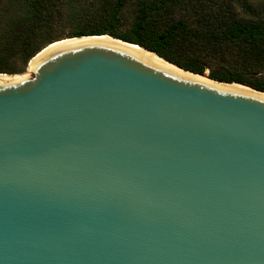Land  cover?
<instances>
[{
    "label": "water",
    "instance_id": "1",
    "mask_svg": "<svg viewBox=\"0 0 264 264\" xmlns=\"http://www.w3.org/2000/svg\"><path fill=\"white\" fill-rule=\"evenodd\" d=\"M82 37L0 76V264H264V91Z\"/></svg>",
    "mask_w": 264,
    "mask_h": 264
},
{
    "label": "trees",
    "instance_id": "2",
    "mask_svg": "<svg viewBox=\"0 0 264 264\" xmlns=\"http://www.w3.org/2000/svg\"><path fill=\"white\" fill-rule=\"evenodd\" d=\"M28 1L31 25L21 28L24 34L17 49L25 64L43 49L32 51L31 38L43 22L60 17L64 2ZM126 1L116 0L98 21L88 19L70 38L109 35L140 45L186 70L205 74L209 69V76L216 80L264 91V0H155L140 8L128 31L116 33ZM182 3L194 8L196 26L171 21L173 9ZM52 41L48 44L59 40ZM0 73L14 71L0 68Z\"/></svg>",
    "mask_w": 264,
    "mask_h": 264
},
{
    "label": "rangeland",
    "instance_id": "3",
    "mask_svg": "<svg viewBox=\"0 0 264 264\" xmlns=\"http://www.w3.org/2000/svg\"><path fill=\"white\" fill-rule=\"evenodd\" d=\"M115 1L64 0L63 4L59 5L60 17L53 16L52 20L43 22L38 34L31 38L32 51L41 50L52 40L70 38L88 19L98 21L103 10L112 6ZM153 1L155 0H127L120 13L116 33L128 31L140 8ZM31 20L28 0H0V68L14 71L12 74L6 73L7 75L22 76L28 73L29 63H24L17 49L22 42L19 38L24 34L21 28L31 25ZM171 21H183L190 27L196 26L194 8L188 3L180 4L173 9ZM209 72L207 69L206 73Z\"/></svg>",
    "mask_w": 264,
    "mask_h": 264
},
{
    "label": "bare ground",
    "instance_id": "4",
    "mask_svg": "<svg viewBox=\"0 0 264 264\" xmlns=\"http://www.w3.org/2000/svg\"><path fill=\"white\" fill-rule=\"evenodd\" d=\"M93 37H100V38H105V39H111V40H115L111 37H109V35H101V36H93ZM93 37H89V38H93ZM87 37H82V38H73V39H64V40H60V41H56L54 43H51L49 44L48 46H46L45 48H43L40 52H38L31 60H30V65L31 63L33 62V60L38 57L44 50L52 47L53 45L55 44H59V43H63V42H68V41H73V40H79V39H86ZM117 42H119V40H115ZM121 43V42H120ZM137 48V47H135ZM25 75H31V69H30V66H29V70H28V73L25 74ZM0 76H11V75H7V74H2ZM13 76H19V75H13Z\"/></svg>",
    "mask_w": 264,
    "mask_h": 264
}]
</instances>
